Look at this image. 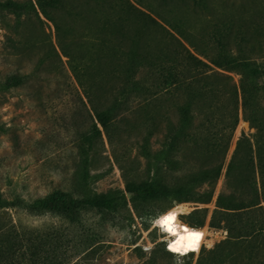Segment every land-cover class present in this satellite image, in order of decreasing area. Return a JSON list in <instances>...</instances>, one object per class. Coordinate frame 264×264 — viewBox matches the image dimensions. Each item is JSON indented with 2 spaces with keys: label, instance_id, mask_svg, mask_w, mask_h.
<instances>
[{
  "label": "rangeland",
  "instance_id": "374dc122",
  "mask_svg": "<svg viewBox=\"0 0 264 264\" xmlns=\"http://www.w3.org/2000/svg\"><path fill=\"white\" fill-rule=\"evenodd\" d=\"M12 1L19 9L0 10V264H234L229 259L212 261L210 252L228 238V229L212 227L211 221L218 197L226 191L228 165L237 142L254 132L244 119L243 73L218 68L194 52L177 29L152 14L164 27L155 26L152 31L156 44L163 40L165 47L181 52L184 43L209 64L202 73L222 72L230 77L229 87L239 96V123L214 185L194 186L196 195L186 202L139 196L128 191V186L151 177L145 150L154 154L165 147L170 130L180 123L186 90H154L150 96L154 117L140 127L138 113L144 97L129 88L126 95H120L123 83H111L95 93L89 90L59 47L54 23L37 7L24 9L36 0ZM213 1L221 11L217 19L233 17L231 13L236 16L232 53L264 63V0ZM219 2L227 4V10ZM151 3L156 6L154 0ZM166 9L159 12L171 20L187 12L177 3ZM188 16L195 27L205 23L202 18V22L196 20V15ZM247 37L248 43L243 39ZM209 54L214 56V51ZM158 74L148 69L136 79L149 77L157 88ZM19 75L26 80L13 87L11 79ZM259 82L264 85V75ZM117 96L123 105L108 133L96 113ZM230 96L228 91L218 98L216 115L222 114L221 105L231 108ZM194 114L197 122L202 119L195 110ZM94 125L97 135L89 139ZM174 158L181 164L161 168L163 179L170 184L175 176L205 168L197 156L185 157L179 151ZM108 194L110 199L101 206L71 211L78 200ZM168 218L201 232L195 252L189 241L181 239V233L164 230ZM256 243L264 246V234L249 248ZM259 254L248 264H264V252Z\"/></svg>",
  "mask_w": 264,
  "mask_h": 264
},
{
  "label": "trees",
  "instance_id": "16d2710c",
  "mask_svg": "<svg viewBox=\"0 0 264 264\" xmlns=\"http://www.w3.org/2000/svg\"><path fill=\"white\" fill-rule=\"evenodd\" d=\"M154 2L156 6L151 0H36V4H29L24 9L28 11L37 7L54 23L59 47L70 59L78 80L89 90L104 91L111 83H123L120 95H126V88H129L144 97L138 113L140 127L154 117L150 98L154 90H179L180 87L186 90L187 99L181 107L180 123L170 130L165 147L154 154L145 150L152 170L151 177L137 186H128V191L137 192L139 196L169 197L186 202L195 197L194 186L204 183L214 185L221 175L239 123V96L234 87H229L230 77L222 72L202 73L201 69L209 68V64L183 46L184 43L178 41L182 44L181 52L165 47L163 40L156 44L152 31L156 30L155 26L164 27L152 14L177 29L194 52L209 59L218 68L243 73L241 97L244 119L254 132L239 139L228 165L226 191L219 195L211 221L212 227L223 225L227 228L228 238L210 255L212 261L229 259L234 264H248L264 252V246L259 243L249 248L253 240L264 234V85L259 82L260 76L264 75V63L232 53L233 17L236 16L231 13L229 15L233 17L217 19L221 11L213 0ZM171 3L186 8L188 14L196 15L195 19L200 22L201 18L204 19L205 23L195 27L188 20L187 12L186 16L177 20L159 12H166ZM219 3L223 10H227V4ZM17 9L19 5L12 0L0 3V10ZM256 32L259 34V29ZM255 35L252 33V36ZM243 39L248 43V37ZM210 50L214 51V56L209 54ZM179 66L182 67L181 72L177 71ZM148 69L159 73L157 88L150 83L154 81H150L149 77L136 79L138 74H144ZM25 80L24 75L14 76L11 84L17 87ZM228 91L231 92L228 100L233 105L229 110L226 104L221 105L224 110L218 116L216 102ZM122 105L117 96L103 110L97 111V121L108 133L112 132ZM194 110L202 116L198 122ZM92 132L93 136L89 139L97 135L95 125ZM179 151L185 157L197 156L205 168L196 173L175 176L170 184L163 179L161 168L169 165L174 169L180 165L181 162L174 158ZM110 197L111 194H108L91 201L78 200L71 211H77L82 206H101ZM190 245L195 252L196 242Z\"/></svg>",
  "mask_w": 264,
  "mask_h": 264
},
{
  "label": "bare ground",
  "instance_id": "6f19581e",
  "mask_svg": "<svg viewBox=\"0 0 264 264\" xmlns=\"http://www.w3.org/2000/svg\"><path fill=\"white\" fill-rule=\"evenodd\" d=\"M164 230L181 233V239L189 241L191 244L195 243L196 239L201 236V232L198 229H194L186 223L173 218H168L165 221Z\"/></svg>",
  "mask_w": 264,
  "mask_h": 264
},
{
  "label": "built area",
  "instance_id": "2783aa9c",
  "mask_svg": "<svg viewBox=\"0 0 264 264\" xmlns=\"http://www.w3.org/2000/svg\"><path fill=\"white\" fill-rule=\"evenodd\" d=\"M205 237H206V236H205ZM204 240H205V239H204ZM204 242H205V241H203L202 246H203ZM202 246H201V247H202Z\"/></svg>",
  "mask_w": 264,
  "mask_h": 264
},
{
  "label": "snow or ice",
  "instance_id": "6c2138e0",
  "mask_svg": "<svg viewBox=\"0 0 264 264\" xmlns=\"http://www.w3.org/2000/svg\"><path fill=\"white\" fill-rule=\"evenodd\" d=\"M170 219V218H169Z\"/></svg>",
  "mask_w": 264,
  "mask_h": 264
}]
</instances>
